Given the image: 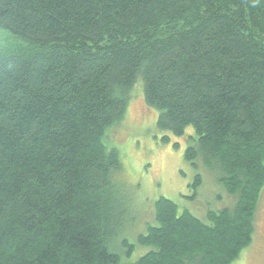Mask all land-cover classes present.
Wrapping results in <instances>:
<instances>
[{"label": "trees", "instance_id": "trees-1", "mask_svg": "<svg viewBox=\"0 0 264 264\" xmlns=\"http://www.w3.org/2000/svg\"><path fill=\"white\" fill-rule=\"evenodd\" d=\"M139 80L236 203L203 221L162 197L135 245L107 143ZM263 190L264 0H0V264H233Z\"/></svg>", "mask_w": 264, "mask_h": 264}, {"label": "rangeland", "instance_id": "rangeland-1", "mask_svg": "<svg viewBox=\"0 0 264 264\" xmlns=\"http://www.w3.org/2000/svg\"><path fill=\"white\" fill-rule=\"evenodd\" d=\"M158 115L156 109L145 104L139 80L130 94L124 121L111 131L107 143L109 148L118 150L122 174L137 187L135 207L130 208L129 235L126 234L132 244L139 234L146 232L148 225H153L154 205L162 197L173 201L180 211L188 210L203 221L208 212L233 209L236 203V198L219 183V171L205 169L201 158L193 163L186 160L185 152L194 144L158 130ZM188 133L194 135V130L190 128ZM164 137H169L170 142L165 143ZM198 177L202 183L196 187ZM146 253V249L137 247L133 260ZM233 264H264V190L256 213L253 241Z\"/></svg>", "mask_w": 264, "mask_h": 264}]
</instances>
